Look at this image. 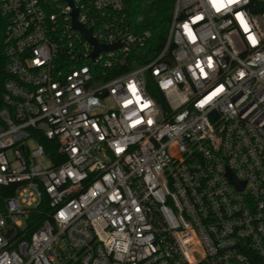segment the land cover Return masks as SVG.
<instances>
[{
	"label": "built area",
	"instance_id": "1",
	"mask_svg": "<svg viewBox=\"0 0 264 264\" xmlns=\"http://www.w3.org/2000/svg\"><path fill=\"white\" fill-rule=\"evenodd\" d=\"M73 3L0 0V264H264V0Z\"/></svg>",
	"mask_w": 264,
	"mask_h": 264
},
{
	"label": "trees",
	"instance_id": "2",
	"mask_svg": "<svg viewBox=\"0 0 264 264\" xmlns=\"http://www.w3.org/2000/svg\"><path fill=\"white\" fill-rule=\"evenodd\" d=\"M175 1L177 0H124V12L134 32H151L149 50L159 51L164 46ZM157 99L161 104L166 103L161 95H157ZM34 217L39 222L44 219L45 213L38 209L34 212Z\"/></svg>",
	"mask_w": 264,
	"mask_h": 264
},
{
	"label": "water",
	"instance_id": "3",
	"mask_svg": "<svg viewBox=\"0 0 264 264\" xmlns=\"http://www.w3.org/2000/svg\"><path fill=\"white\" fill-rule=\"evenodd\" d=\"M72 6H73V11H72V17H73V24L74 26L83 31V34L86 36V38L88 40H90L94 45H95V51L93 53V55H96L97 53H99V51L104 50V49H112L115 47V45H102L99 44L93 37L91 34V30L86 29L79 21H78V9L76 7H74V3L73 0H67ZM140 57H142V54H140ZM170 61V59H169Z\"/></svg>",
	"mask_w": 264,
	"mask_h": 264
},
{
	"label": "rangeland",
	"instance_id": "4",
	"mask_svg": "<svg viewBox=\"0 0 264 264\" xmlns=\"http://www.w3.org/2000/svg\"><path fill=\"white\" fill-rule=\"evenodd\" d=\"M44 163V161H42Z\"/></svg>",
	"mask_w": 264,
	"mask_h": 264
}]
</instances>
